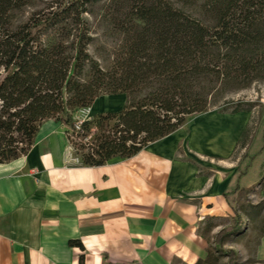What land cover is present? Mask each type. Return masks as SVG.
<instances>
[{"label": "trees", "instance_id": "obj_1", "mask_svg": "<svg viewBox=\"0 0 264 264\" xmlns=\"http://www.w3.org/2000/svg\"><path fill=\"white\" fill-rule=\"evenodd\" d=\"M197 2L0 0V163L25 154L47 119L73 129L71 111L102 94L125 102L82 124L97 130L83 166L134 156L217 102L248 111L226 97L264 81V0ZM241 225L233 210L214 236L229 264L234 251L220 244Z\"/></svg>", "mask_w": 264, "mask_h": 264}, {"label": "crops", "instance_id": "obj_2", "mask_svg": "<svg viewBox=\"0 0 264 264\" xmlns=\"http://www.w3.org/2000/svg\"><path fill=\"white\" fill-rule=\"evenodd\" d=\"M60 126L43 121L25 154L0 163V264L207 259L199 224L229 207L217 175H198L166 150L83 166L65 156ZM258 254L264 258V236Z\"/></svg>", "mask_w": 264, "mask_h": 264}, {"label": "rangeland", "instance_id": "obj_3", "mask_svg": "<svg viewBox=\"0 0 264 264\" xmlns=\"http://www.w3.org/2000/svg\"><path fill=\"white\" fill-rule=\"evenodd\" d=\"M101 39L93 42L91 49L102 46ZM110 40H105L107 48L113 45ZM226 98L232 103L240 102L249 110L222 112V101L217 102L206 111L187 117L180 127L164 138L149 142L142 150L153 153L166 150L171 158L189 162L198 175H217L220 188L230 192L227 213L205 217L199 224L198 231L204 234L208 244V257L199 264H229L226 256L216 252L214 236L232 223L233 210L240 215L242 225L223 238L221 248L234 251L232 264H264V258L258 254L264 236V81L232 92ZM124 102V94H102L89 105L88 120L97 112L117 110ZM79 109L71 111L72 118ZM60 127L65 137V156L81 161V154L87 151L81 145L93 141L96 128L92 125L89 129L75 130L66 123ZM236 185L238 189L231 192Z\"/></svg>", "mask_w": 264, "mask_h": 264}, {"label": "built area", "instance_id": "obj_4", "mask_svg": "<svg viewBox=\"0 0 264 264\" xmlns=\"http://www.w3.org/2000/svg\"><path fill=\"white\" fill-rule=\"evenodd\" d=\"M90 107L89 106H82L77 112V115L72 118L73 119V128L75 130H79L82 124L89 119L88 112ZM74 163L80 164L79 158L71 157Z\"/></svg>", "mask_w": 264, "mask_h": 264}]
</instances>
